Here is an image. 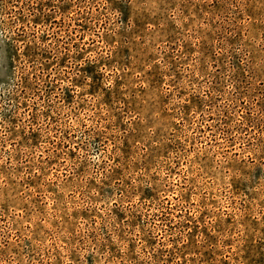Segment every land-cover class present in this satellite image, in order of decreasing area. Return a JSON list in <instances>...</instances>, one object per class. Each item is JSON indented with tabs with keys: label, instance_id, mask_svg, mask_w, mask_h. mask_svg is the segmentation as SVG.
<instances>
[{
	"label": "clouds",
	"instance_id": "clouds-1",
	"mask_svg": "<svg viewBox=\"0 0 264 264\" xmlns=\"http://www.w3.org/2000/svg\"><path fill=\"white\" fill-rule=\"evenodd\" d=\"M0 264H264V0H0Z\"/></svg>",
	"mask_w": 264,
	"mask_h": 264
}]
</instances>
